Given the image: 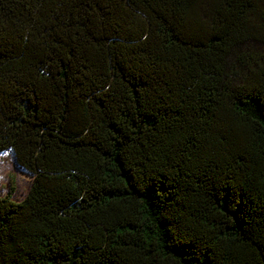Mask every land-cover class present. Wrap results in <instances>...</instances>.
<instances>
[{
	"label": "trees",
	"instance_id": "16d2710c",
	"mask_svg": "<svg viewBox=\"0 0 264 264\" xmlns=\"http://www.w3.org/2000/svg\"><path fill=\"white\" fill-rule=\"evenodd\" d=\"M0 264H264V0H0Z\"/></svg>",
	"mask_w": 264,
	"mask_h": 264
},
{
	"label": "rangeland",
	"instance_id": "374dc122",
	"mask_svg": "<svg viewBox=\"0 0 264 264\" xmlns=\"http://www.w3.org/2000/svg\"><path fill=\"white\" fill-rule=\"evenodd\" d=\"M11 181L14 186L12 200L19 202L28 194L33 177L17 166L11 152H5L0 155V196L9 193Z\"/></svg>",
	"mask_w": 264,
	"mask_h": 264
},
{
	"label": "water",
	"instance_id": "95a60500",
	"mask_svg": "<svg viewBox=\"0 0 264 264\" xmlns=\"http://www.w3.org/2000/svg\"><path fill=\"white\" fill-rule=\"evenodd\" d=\"M25 171V170H24Z\"/></svg>",
	"mask_w": 264,
	"mask_h": 264
}]
</instances>
